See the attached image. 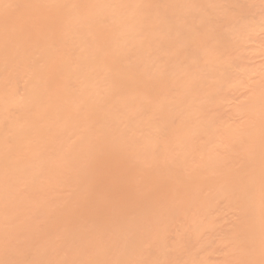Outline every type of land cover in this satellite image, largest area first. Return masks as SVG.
<instances>
[{"label":"bare ground","instance_id":"bare-ground-1","mask_svg":"<svg viewBox=\"0 0 264 264\" xmlns=\"http://www.w3.org/2000/svg\"><path fill=\"white\" fill-rule=\"evenodd\" d=\"M250 1L0 0V264H206L220 200L264 264V83L217 108Z\"/></svg>","mask_w":264,"mask_h":264},{"label":"rangeland","instance_id":"rangeland-1","mask_svg":"<svg viewBox=\"0 0 264 264\" xmlns=\"http://www.w3.org/2000/svg\"><path fill=\"white\" fill-rule=\"evenodd\" d=\"M249 2V1H248ZM251 2L253 3V4H251ZM254 5V6H253ZM257 5V6H256ZM259 5V6H258ZM250 6H252V7H250ZM249 7L252 9L253 7V11H254V13H253V15H252V10H250L249 12H251V14L249 13V15H250V17L252 18H250V17H248L249 19H251V20H253V21H251L250 20V22L251 23H253L252 24V26H254V28L252 29V28H250L248 31H250V32H248V31H246V33H244V37L242 36V38H241V40L243 41H241V43H242V46H241V44H240V46H241V48H240V50H238L239 51V55L241 56V54H242V56H243V54H244V56H243V58L242 59H245V61H243L242 59V61L241 60H238V59H240L241 57H239V55H237V57H238V59H236L237 57H236V54H235V59L234 60H236V61H238L237 63H236V61H234V63H236V65L232 68V71H230L231 73H230V75L232 74V76L233 77H235L234 79H236V81L234 80V84L232 83L227 89H225L224 90V92H226L227 94H225V95H227L226 97L224 96V94L222 95L224 98H226V99H224L223 97V104L220 102V104L219 105H221V106H219V107H217V108H221L222 106L224 107H222V110H221V113H218L219 114V116H221L222 117V115H223V120H228V122H227V125H228V127L230 126L231 127V129H232V127H233V129L236 131V129L237 130H243V128L245 127L244 125H246L247 124V121H249V117H247V113L245 112V113H243V112H241L242 110H240L241 108H243L242 106L245 104V103H247V101L249 100V98H252L251 96L255 93V90H258L259 88H261V86L263 85V83H264V0H251L250 1V5H249ZM258 7V8H257ZM262 8V9H261ZM256 12V13H255ZM261 14V15H260ZM262 14H263V16H262ZM252 15V16H251ZM260 15V16H259ZM262 19V20H261ZM258 22V23H257ZM255 24V25H254ZM260 26H259V25ZM262 24V25H261ZM262 26V27H261ZM253 30H255V31H253ZM248 32V33H247ZM246 45V46H245ZM243 48V49H242ZM237 49H239V47H237L236 48V52L238 53V51H237ZM246 50V51H245ZM246 56V57H245ZM241 62V63H240ZM245 62V63H244ZM243 65V66H242ZM248 66V67H247ZM241 68V69H240ZM243 68V69H242ZM247 70V71H245L244 72V70ZM241 71V72H240ZM244 72V73H243ZM251 72V73H250ZM243 73V74H242ZM247 73V74H246ZM251 74V75H250ZM245 76H247V78L245 77ZM243 79V80H242ZM242 81V82H241ZM236 82V83H235ZM241 84H242V86H241ZM261 85V86H260ZM233 86H235V87H233ZM19 87H21V86H18L17 88H19ZM232 87V88H231ZM239 87V88H238ZM236 88H237V90H236ZM20 89V88H19ZM18 89V90H19ZM22 89V88H21ZM20 89V90H21ZM16 92H17V90H16ZM21 92V91H20ZM19 92H17V94H18ZM231 94V95H230ZM252 94V95H251ZM19 95H20V93H19ZM19 95H17V96H19ZM154 99H155V97H154ZM153 99V102L157 99V97H156V99L154 100ZM248 99V100H247ZM156 102H157V100H156ZM155 103V102H154ZM156 104V103H155ZM238 109V110H237ZM214 110V109H213ZM212 110V111H213ZM215 110H216V108H215ZM220 110H216L217 112H219ZM235 110H236V112H235ZM215 111V112H216ZM215 112H213L214 114H210L211 116H216V114L217 113H215ZM223 112V113H222ZM241 112V113H240ZM13 113H15V112H13ZM13 113H11L12 115H13ZM210 113H212V112H210ZM221 114V115H220ZM237 114V115H236ZM217 117H218V115H217ZM220 117V119L219 120H222V118ZM246 119H247V121H246ZM223 123H225L224 121H223ZM239 127H241V128H239ZM236 128V129H235ZM232 129V130H233ZM240 132V131H239ZM222 134V133H221ZM220 135V134H219ZM219 135H218V138H219ZM223 136H224V134H222ZM223 136H220L221 138H219V141H218V143L216 142V140H218V138L216 137V140L214 141V139H213V143H211V146H210V148H208L209 147V143H208V149L210 150L211 148L212 149H216L217 151H214V153L216 152H219L220 154H222L221 156H223L224 154L222 153V152H228V151H230V150H227L228 149V147H231V145L230 146H228V144H227V142H226V138H222ZM220 139H221V141H220ZM223 139H225V140H223ZM223 141V142H222ZM220 143V144H219ZM232 143V142H231ZM222 144V145H221ZM224 145V146H223ZM225 147V148H224ZM231 149V148H230ZM221 150H223V151H221ZM212 152H213V150H212ZM224 152V153H225ZM225 153V154H226ZM218 154V153H217ZM228 154V153H227ZM226 154V155H227ZM62 192H60L59 191V193L60 194H64L65 195V193H63L64 191H66L67 192V189L66 190H61ZM67 194H69L68 192H67ZM220 200V199H219ZM222 201H225V200H220V201H218L216 204H218V205H216V207H215V209L213 210V212H212V215H213V217L214 218H212L211 217V219L210 220H213V224L215 225V224H217L216 226H214L215 228L213 229V231L214 232H212V231H209V230H206V231H204L205 233H206V235L205 236H207L206 237V239L208 240L207 242H208V244L206 245V244H201L202 243V241H203V237H205V236H203L201 239H202V241L200 240V246H202V247H204V245L206 246L205 247V249H202V247H201V249L202 250H205V251H203V252H199V251H196L197 253H198V256H199V259L200 260H202L203 258V262L204 263H208V264H239V261L238 260H236V253L234 254L233 252H235V251H237L235 248H234V245L235 244H232L233 243V241H229L228 242V237L230 236V230L232 231V230H234V226L236 225L235 223H238V217H237V213L234 211V209H232V208H230V206H228V204H227V202L225 201V203L226 204H224V202H222ZM223 205H224V208H226V209H224L223 208ZM226 205V206H225ZM195 206H192L191 208H188L189 209V212L191 211V213L188 215L189 217L191 216V217H195L194 216V214H196V217L198 216H200L199 215V210L197 211V209L196 208H194ZM194 208V209H193ZM216 208H217V210H216ZM216 210V211H215ZM221 210V211H220ZM228 210V211H227ZM230 210H233V211H230ZM196 211V212H195ZM187 212H188V210H187ZM236 213V214H235ZM211 214V213H210ZM214 214H217V216H214ZM220 214V215H219ZM222 214V215H221ZM224 214V215H223ZM217 217V218H216ZM224 217V218H223ZM222 218H223V220H222ZM222 221V223H221V221ZM219 221V222H218ZM181 222V221H180ZM180 222L178 223V224H176L175 226H174V229H177V230H175V231H172L170 234H168V236H170V237H168L169 238V240H168V242H169V244H170V242H171V244L173 243V241H174V244H172L173 246L175 245V242L177 241L176 240V235L177 234H179V233H181L180 231H181V229H180ZM235 222V223H234ZM183 223H185V224H183L182 225V223H181V225L182 226H185L186 224L188 225V223H186V222H183ZM177 225H179V227L177 226ZM228 225H230L229 226V228H227L228 227ZM220 226V227H219ZM233 226V227H232ZM176 227V228H175ZM222 227V228H221ZM227 228V229H225L224 231L222 230V229H224V228ZM211 228V227H210ZM180 229V230H179ZM184 229V227H182V230ZM186 229H187V227H186ZM185 229V230H186ZM212 230V229H211ZM221 230V231H220ZM177 231V233H175ZM208 231L212 234V235H210V233H208ZM224 233H223V232ZM221 232V234H220V238H219V233ZM175 233V234H174ZM216 233L217 234V236H216V234H215V236H214V234ZM202 234V235H203ZM180 236H181V234H179ZM209 235H210V237L211 238H209L208 239V237H209ZM229 235V236H228ZM175 236V237H174ZM179 236V237H180ZM222 236H223V238H222ZM225 236V237H224ZM228 236V237H227ZM214 237V238H213ZM167 238V239H168ZM178 239V238H177ZM224 239H226V240H224ZM173 240V241H172ZM176 240V241H175ZM231 240V239H230ZM204 242H206V240L204 241ZM206 242V243H207ZM213 242H215L216 243V245H215V243H213ZM227 242V243H226ZM232 242V243H231ZM178 242H176V244H177ZM185 243V242H184ZM169 245V246H172V245ZM223 244V245H222ZM225 244V245H224ZM233 246H231V245ZM228 246V247H227ZM184 247H186V245L184 246ZM188 247V246H187ZM209 247H211V248H209ZM232 247V249H230ZM171 248V247H170ZM170 248L168 249V251L169 252H171L172 251V253L174 254V252H173V250H175V249H177V248H172L173 250H171L170 251ZM192 248V247H191ZM198 248H200L199 247V244H198V246H197V249ZM206 248H208V249H206ZM235 249V251H234V249ZM186 249H188V248H186ZM195 248H193L192 250H194ZM223 249V250H222ZM230 249V250H229ZM196 250V249H195ZM200 250V249H199ZM221 250V251H220ZM233 250V251H232ZM178 250H176V252H177ZM183 251H185V248L183 249V250H181L180 252H183ZM187 251V250H186ZM189 251L191 252V250L189 249ZM189 251H187V253L189 252ZM207 251V252H206ZM214 251H216V253L214 252ZM230 251V252H229ZM209 252V253H208ZM214 252V253H213ZM218 252V253H217ZM232 252V253H231ZM184 253V252H183ZM192 253V252H191ZM194 253H195V251H194ZM193 253V254H194ZM214 255H213V254ZM176 254V253H175ZM178 254V253H177ZM180 254V253H179ZM178 254V255H179ZM189 255H190V253H188ZM188 254H185L186 256H189ZM208 254V255H207ZM207 255V256H206ZM171 256V255H170ZM173 256V255H172ZM185 256V257H186ZM194 256H195V254H194ZM189 257H191V256H189ZM188 257V258H189ZM195 257H197V255L195 256ZM201 257V258H200ZM236 257V258H235ZM172 258V257H171ZM174 258V257H173ZM172 258V259H173ZM175 258H176V260H177V256H175ZM180 258H182V257H180V256H178V259H180ZM183 259V258H182ZM181 259V260H182ZM190 259V258H189ZM195 259V258H194ZM198 259V260H199ZM185 260V259H184ZM188 260V259H187ZM205 260V261H204ZM236 260V261H235ZM186 261V260H185ZM226 261V262H225ZM231 261V262H230ZM234 261V262H233ZM184 262V261H183ZM236 262V263H235ZM238 262V263H237Z\"/></svg>","mask_w":264,"mask_h":264}]
</instances>
